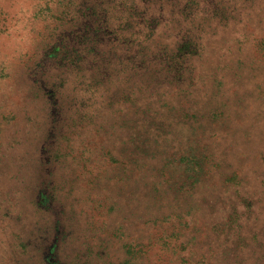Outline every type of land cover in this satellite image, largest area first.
Wrapping results in <instances>:
<instances>
[{
    "label": "rangeland",
    "instance_id": "1",
    "mask_svg": "<svg viewBox=\"0 0 264 264\" xmlns=\"http://www.w3.org/2000/svg\"><path fill=\"white\" fill-rule=\"evenodd\" d=\"M0 264H264V0H0Z\"/></svg>",
    "mask_w": 264,
    "mask_h": 264
}]
</instances>
